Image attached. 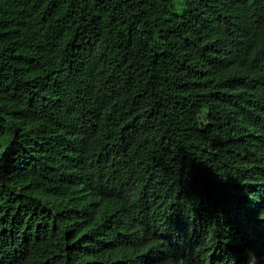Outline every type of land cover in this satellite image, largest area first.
Returning <instances> with one entry per match:
<instances>
[{"label": "trees", "instance_id": "trees-1", "mask_svg": "<svg viewBox=\"0 0 264 264\" xmlns=\"http://www.w3.org/2000/svg\"><path fill=\"white\" fill-rule=\"evenodd\" d=\"M0 0V264H264V0Z\"/></svg>", "mask_w": 264, "mask_h": 264}, {"label": "rangeland", "instance_id": "rangeland-1", "mask_svg": "<svg viewBox=\"0 0 264 264\" xmlns=\"http://www.w3.org/2000/svg\"><path fill=\"white\" fill-rule=\"evenodd\" d=\"M175 5H176V9L178 11H181L182 10V6H181V4H180V2L178 0H176Z\"/></svg>", "mask_w": 264, "mask_h": 264}, {"label": "clouds", "instance_id": "clouds-1", "mask_svg": "<svg viewBox=\"0 0 264 264\" xmlns=\"http://www.w3.org/2000/svg\"><path fill=\"white\" fill-rule=\"evenodd\" d=\"M244 258H245L246 264H249V259L246 258V254L244 255Z\"/></svg>", "mask_w": 264, "mask_h": 264}]
</instances>
